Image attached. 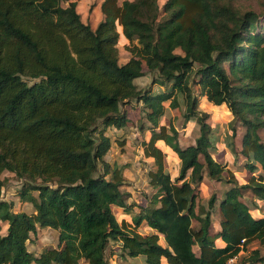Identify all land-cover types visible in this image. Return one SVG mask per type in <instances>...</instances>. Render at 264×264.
Wrapping results in <instances>:
<instances>
[{
	"label": "trees",
	"instance_id": "16d2710c",
	"mask_svg": "<svg viewBox=\"0 0 264 264\" xmlns=\"http://www.w3.org/2000/svg\"><path fill=\"white\" fill-rule=\"evenodd\" d=\"M66 1L0 0V220L9 225L2 233L0 224V264H109L114 242L120 250L112 253L146 264H227L254 241L264 244V215L255 217L241 200L248 190L264 202V5L258 11L242 0H166L162 7L159 0H103L93 28L78 3ZM123 39L131 56L120 63ZM145 66L171 88L139 89L135 80ZM179 95L185 123L195 118L200 127L187 147L176 126L161 122L166 102L178 108ZM134 100L146 109L149 125L141 128L151 137L143 153L154 159L149 178L158 191L139 213L122 189L123 168L105 160L112 148L107 131L132 123L124 106ZM200 100L228 107L232 136L245 128L238 153L252 175L244 184L214 158L217 137ZM160 144L170 148L175 172ZM6 171L21 181L20 200L35 212L15 211L3 198ZM225 173L235 183L220 201L213 233L217 195L198 208L199 187L205 176L221 181ZM120 209L134 213L132 224L118 220ZM39 228L57 229L59 242L37 254L28 242ZM258 256L253 264L263 261Z\"/></svg>",
	"mask_w": 264,
	"mask_h": 264
},
{
	"label": "rangeland",
	"instance_id": "374dc122",
	"mask_svg": "<svg viewBox=\"0 0 264 264\" xmlns=\"http://www.w3.org/2000/svg\"><path fill=\"white\" fill-rule=\"evenodd\" d=\"M72 0H67L64 4L67 5ZM78 3L77 10L82 16V20L85 23L90 24L93 28H96L98 23L102 20V11L100 5L103 0H75ZM124 0H119L122 3ZM166 0H159V4L162 7ZM244 4L252 5L253 8L260 11L264 5V0H242ZM127 41L121 40L118 44L120 52V63H125L129 60L131 54L126 49ZM180 52V51H179ZM145 74L136 79L135 83L139 89L151 90L153 94L161 93L171 88V85L164 86L158 81V73L151 72L148 68L144 67ZM157 80V81H156ZM180 105L178 108L173 109L169 106V101L166 102V113L161 118V122H166L167 125L172 123L179 131L178 141L183 147H187L191 144H195L198 136L200 135V127L197 120L193 118L191 121L185 123L184 111L186 103L184 96L179 95ZM124 109H127L129 116L132 118V123L124 127L123 129H117L111 127L107 133L112 139V148L105 156V160L111 165L117 164L123 168V174L126 179V183L122 189L130 194L127 197V202L134 204V211L139 213L141 207L148 205V199L155 197L158 192L150 185L149 172L155 169L154 159L146 158L144 156L143 141H148L151 137V131L147 128H141L142 123L149 125L146 118L144 104L138 101H131ZM199 109L209 113L208 123L214 128V134L217 137L215 140L216 150H214V158L224 163L231 173L235 174L236 183L244 184L248 181L252 175V172L246 169L245 158L238 153L241 148L242 136L245 133V128L237 126V135L232 136L231 123L233 115L227 106H213L205 105L204 101L200 100ZM145 125V126H146ZM147 127V126H146ZM170 134H172L170 132ZM261 136L264 139V130H261ZM121 141H125L124 144H120ZM236 152L238 154H236ZM169 170L175 172L178 168L170 164L171 156L167 154V161ZM173 162V160L171 161ZM2 178L5 180L3 187V198L6 200L14 201L15 211H32L35 212L32 203L21 201L19 197V189L21 188V181L16 178L12 172H4ZM231 176L225 173V178L221 181L211 179L209 176H205L204 181L199 187L198 208L200 206L208 208L209 200L213 194L217 195V201L212 211V232H217L220 227V220L222 218L220 211V201L225 197L227 190L235 183H229L228 179ZM243 200L251 209L252 214L255 217L264 215V202H258L254 199L251 191L243 190ZM256 204L258 208H256ZM122 210H116L118 220L121 222L124 216H127L121 212ZM134 214V213H133ZM133 214L131 216H133ZM130 218V215L127 216ZM133 221V220H132ZM132 224V223H130ZM195 226H198L196 220L193 221ZM2 233L7 230V224L3 223ZM40 229V230H39ZM37 234H32L31 240L28 242L29 248L32 250H44L50 246H57L59 242V231L54 228H39ZM141 233L147 232L143 227L138 228ZM116 242L111 243L107 250V257L110 264H119L117 261V255L111 256V246H116ZM117 248V247H115ZM197 246H195V249ZM114 250V248H112ZM255 251L259 252V258H263V261H256L254 264H264V244L258 240L254 241L238 255V264H253L251 256ZM135 264H144L141 259H137Z\"/></svg>",
	"mask_w": 264,
	"mask_h": 264
},
{
	"label": "crops",
	"instance_id": "0c3cea01",
	"mask_svg": "<svg viewBox=\"0 0 264 264\" xmlns=\"http://www.w3.org/2000/svg\"><path fill=\"white\" fill-rule=\"evenodd\" d=\"M72 1H75V0H72ZM102 18H103V15L101 16ZM101 18V19H102ZM161 145V147H163V149H164V151L167 153V154H169V156H172L173 154H172V152H171V150H170V148L169 147H167V146H165L164 144H160ZM24 211V210H23ZM27 212V211H26ZM30 212H32V211H30ZM29 211H28V213H30ZM125 215H127V216H129L128 214H125ZM127 216H124V218H125V220L127 221V222H129V223H133V221H132V216L130 215V218L129 217H127ZM3 223H6L7 224V227L6 228H8V223L7 222H3V221H1L0 220V224L2 225V226H4L3 225ZM48 229H50V228H48ZM145 229H146V231L147 232H149L150 230L147 228V227H145ZM219 229V228H218ZM40 230V229H39ZM38 230V231H39ZM6 232H7V230H6ZM5 232V233H6ZM146 232V233H147ZM219 243L221 244V245H224L225 243H223L222 241H220L219 240ZM29 246V245H28ZM115 247H117V248H115ZM112 248H114V251L116 252H118V250H120L119 248H120V243H117L116 244V246H114V245H112L111 246V251H110V255L111 256H115V255H117V253H112L113 252V250H112ZM198 249V246H197V248L195 249V250H197ZM32 250V249H31ZM32 251H36V250H32ZM42 250H38L37 251V254H39L40 252H41ZM120 252V251H119ZM108 258V257H107ZM139 259H141V258H139ZM136 260H137V258L135 259V258H122L121 256H118L117 255V261L116 262H118L119 264H135L136 263ZM142 261H143V263L144 264H146L145 263V261H144V259H141ZM110 264V263H109Z\"/></svg>",
	"mask_w": 264,
	"mask_h": 264
},
{
	"label": "built area",
	"instance_id": "2783aa9c",
	"mask_svg": "<svg viewBox=\"0 0 264 264\" xmlns=\"http://www.w3.org/2000/svg\"><path fill=\"white\" fill-rule=\"evenodd\" d=\"M227 264H238V256L229 259Z\"/></svg>",
	"mask_w": 264,
	"mask_h": 264
}]
</instances>
